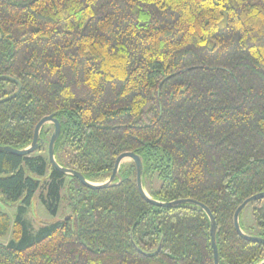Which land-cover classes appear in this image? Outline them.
<instances>
[{
	"label": "trees",
	"instance_id": "trees-1",
	"mask_svg": "<svg viewBox=\"0 0 264 264\" xmlns=\"http://www.w3.org/2000/svg\"><path fill=\"white\" fill-rule=\"evenodd\" d=\"M51 114L62 167L102 181L133 151L151 198L211 210L220 264L264 261L234 223L264 191V0H0V145L30 146ZM54 129L30 154L0 151V198L71 214L33 232L23 209L0 212V264H214L201 206L151 203L133 161L84 185L51 164ZM239 221L264 238V198Z\"/></svg>",
	"mask_w": 264,
	"mask_h": 264
},
{
	"label": "water",
	"instance_id": "water-1",
	"mask_svg": "<svg viewBox=\"0 0 264 264\" xmlns=\"http://www.w3.org/2000/svg\"><path fill=\"white\" fill-rule=\"evenodd\" d=\"M47 123H53L55 125L54 132L51 135L49 145H48V154H49V160H50L51 164L55 168H57L58 170H60L64 173L74 175L84 185H86L90 188H100V187H106V186H110V185L114 184L115 179L120 178L119 168H120L121 164L124 162V159L125 158H131L132 161L136 165V172H137L136 180H137L138 189H139L141 195L144 198H146L148 201H150L151 203H154L155 205L165 206V207H173V206L183 204V203H194V204L201 206L209 214L211 221H212L211 239H212V246H213V250H214V264H220L219 250H218V246L216 243L217 224H216L215 217L213 216L211 210L207 206H205L203 203H200L194 199H177L174 201L162 202V201H158V200L151 198L143 187V162H142V159L135 152L125 151V152L121 153L116 158L113 172H112L111 176L108 178V180H106L103 183L91 182L88 179H86V177L80 171H76V170L71 169V168L62 167L57 162V160L55 158V143H56V141L59 138L60 133H61V122L57 118H55L52 114L44 116L43 118H41L38 121V123L36 124V127H35V131H34V138H33V141H32L30 146H28L26 148L19 149V148H15L12 146L0 145V151L10 152V153L16 154V155H27V154L32 153L33 151H35L38 148L39 141L41 143H43V139L40 138V131H41L42 127ZM120 180H121V178H120ZM262 198H264V191L259 192L255 195L247 198L245 201H243V203L237 208V210L235 212L234 223H235V227H236L237 231L243 237H245L246 239H249V240L264 243V238L252 236V235H248V234L244 233L243 230L241 229V225H240V221H239L240 214L243 211V209L251 201H254L257 199H262ZM159 250H160V247L157 249V251L150 253L149 255H151V256L156 255ZM259 264H264V261H262Z\"/></svg>",
	"mask_w": 264,
	"mask_h": 264
},
{
	"label": "rangeland",
	"instance_id": "rangeland-1",
	"mask_svg": "<svg viewBox=\"0 0 264 264\" xmlns=\"http://www.w3.org/2000/svg\"><path fill=\"white\" fill-rule=\"evenodd\" d=\"M131 158H125L124 162H131ZM107 179H104L102 181H96V183H103ZM23 209V217L27 221L30 229L33 232H36L43 223H49L54 222L56 220H59L63 218L64 216L70 215L71 212L69 209H64V206L61 205L60 211L57 215H52L46 206L41 202V200L38 198V196H35L33 199V203L31 206L28 207H22L19 204H10L6 203L1 200L0 198V212H6L10 215L11 220L14 221L17 215L20 213V210ZM251 217L250 214L247 215V220L250 221ZM12 239V230L10 229L9 232H7L5 235L0 236V243L7 244Z\"/></svg>",
	"mask_w": 264,
	"mask_h": 264
}]
</instances>
